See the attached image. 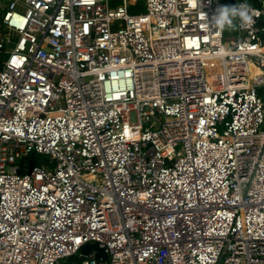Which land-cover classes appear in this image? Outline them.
<instances>
[{
  "label": "built area",
  "instance_id": "1",
  "mask_svg": "<svg viewBox=\"0 0 264 264\" xmlns=\"http://www.w3.org/2000/svg\"><path fill=\"white\" fill-rule=\"evenodd\" d=\"M239 3L0 0V264H264V0L210 24Z\"/></svg>",
  "mask_w": 264,
  "mask_h": 264
},
{
  "label": "clouds",
  "instance_id": "2",
  "mask_svg": "<svg viewBox=\"0 0 264 264\" xmlns=\"http://www.w3.org/2000/svg\"><path fill=\"white\" fill-rule=\"evenodd\" d=\"M251 6L247 3L236 5H219L214 15L211 17L210 24L219 31L231 30L236 26V21L241 23L251 21Z\"/></svg>",
  "mask_w": 264,
  "mask_h": 264
},
{
  "label": "water",
  "instance_id": "3",
  "mask_svg": "<svg viewBox=\"0 0 264 264\" xmlns=\"http://www.w3.org/2000/svg\"><path fill=\"white\" fill-rule=\"evenodd\" d=\"M32 168V164L30 165V169ZM95 252L96 257L98 259H102L103 261L107 260V254L104 249H101L98 244H86L80 250V256L70 258L67 261L61 262L60 264H80L82 261L86 259V255L90 252Z\"/></svg>",
  "mask_w": 264,
  "mask_h": 264
},
{
  "label": "rangeland",
  "instance_id": "4",
  "mask_svg": "<svg viewBox=\"0 0 264 264\" xmlns=\"http://www.w3.org/2000/svg\"><path fill=\"white\" fill-rule=\"evenodd\" d=\"M134 1H135V4H136L135 6H140L141 10H139V12H138V14H140L142 12V9L144 8V0H134ZM226 31L234 32L235 29L234 28L231 29V30L226 29ZM131 122L132 123H136L137 122V117H136L135 113H133L131 115ZM263 130H264V128H263ZM31 160L36 165L49 167L50 158L47 157V156H44V155H41V154H31V155H29V157L26 160L28 165L30 164Z\"/></svg>",
  "mask_w": 264,
  "mask_h": 264
},
{
  "label": "trees",
  "instance_id": "5",
  "mask_svg": "<svg viewBox=\"0 0 264 264\" xmlns=\"http://www.w3.org/2000/svg\"><path fill=\"white\" fill-rule=\"evenodd\" d=\"M222 1H226V0H222ZM244 1L247 2L248 4H251V5H253V6L259 7V0H244ZM139 10H141V9H140V6H131L130 9H129V12H130L132 15H134V14H138ZM141 13H143V9H142V12H141ZM2 62H3V57L0 56V70H2V68H3V64H2ZM259 93H260V95H261V96L263 97V99H264V88H261V89L259 90ZM33 157H34V156H33ZM30 163H33L32 160L30 161Z\"/></svg>",
  "mask_w": 264,
  "mask_h": 264
},
{
  "label": "bare ground",
  "instance_id": "6",
  "mask_svg": "<svg viewBox=\"0 0 264 264\" xmlns=\"http://www.w3.org/2000/svg\"><path fill=\"white\" fill-rule=\"evenodd\" d=\"M249 69H250V71H251V76H252V77H254V76H259V75L261 74V71H260L257 67H255V66H253V65H250V66H249ZM212 75H213V74H210V78L212 77Z\"/></svg>",
  "mask_w": 264,
  "mask_h": 264
}]
</instances>
